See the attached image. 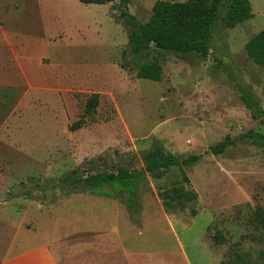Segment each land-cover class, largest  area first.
I'll use <instances>...</instances> for the list:
<instances>
[{
  "label": "rangeland",
  "instance_id": "obj_1",
  "mask_svg": "<svg viewBox=\"0 0 264 264\" xmlns=\"http://www.w3.org/2000/svg\"><path fill=\"white\" fill-rule=\"evenodd\" d=\"M157 1L187 0H0V259L25 246L77 242L65 236L73 209L51 211L60 200L92 193L35 190L28 200V178L44 185L99 156L141 170L144 156L160 146L165 154L202 158L184 167L189 183L178 169L141 183L142 211L127 212L136 229L125 223L126 244L144 254L174 253L169 264H186L179 245L189 264H264V146L253 138L264 134V65L246 50L264 30V0H249L253 18L235 27L224 20L232 0H222L208 57L153 48L144 61L162 66L159 82L122 68L130 60L122 12L145 24ZM94 94L100 105L88 117ZM78 121L84 125L75 130ZM225 140L233 144L223 154L205 153ZM179 187L197 198L164 208L159 194L174 197ZM84 199L73 203L82 208ZM156 259L143 262L162 264Z\"/></svg>",
  "mask_w": 264,
  "mask_h": 264
},
{
  "label": "trees",
  "instance_id": "obj_2",
  "mask_svg": "<svg viewBox=\"0 0 264 264\" xmlns=\"http://www.w3.org/2000/svg\"><path fill=\"white\" fill-rule=\"evenodd\" d=\"M85 5H104L113 3L116 0H78ZM222 0H187L185 2L157 1L147 23H140L135 16L126 9L122 12L129 40L130 60L122 64V68L136 71L140 79H147L159 82L162 78V66L154 61H144L154 49L174 52L177 54L197 53L202 57H208L212 53V28L218 16V9ZM253 18L249 0H232L229 11L225 17L227 27H235ZM248 54L255 61L264 65V30L257 34L246 46ZM242 99L251 111L254 118H261L259 109L246 90L242 89ZM100 105V97L92 95L86 102L85 115L93 117ZM264 125V119L261 120ZM84 123H75V130L83 128ZM261 146H264V134L255 135ZM232 140H225L209 147L205 152L218 156L223 154ZM203 155H206V154ZM202 158V155H191L180 158L172 154H165L160 146H157L153 153L144 156V168L130 171L122 163H109V156H99L94 159L85 160L84 164L66 173L63 179L47 182L44 185H34V177L28 178L26 191L23 197L34 199L33 192H47L56 189L72 187L77 193H97L108 197L123 193V204L128 214L141 213L138 203L139 187L142 182L147 181L149 176L159 175L178 169L183 173L184 179H189L184 172V167L192 166ZM101 168V169H100ZM108 188H110L108 190ZM11 194V193H10ZM12 195V194H11ZM174 197L167 194H159L162 205L168 210L175 208L172 203L178 201L181 208L184 207L182 199L193 201L197 198L193 190L179 187L174 192ZM139 226V225H138Z\"/></svg>",
  "mask_w": 264,
  "mask_h": 264
},
{
  "label": "crops",
  "instance_id": "obj_3",
  "mask_svg": "<svg viewBox=\"0 0 264 264\" xmlns=\"http://www.w3.org/2000/svg\"><path fill=\"white\" fill-rule=\"evenodd\" d=\"M2 11L3 6H0V12ZM82 198H85V201L82 202L85 204L78 209L77 204L75 205L73 202ZM117 199L115 196L92 194L72 195L67 200H60L57 205H54L51 212H55L58 208L62 210V207L66 205L73 209L72 212L69 209L72 214L69 220H71L73 228L65 236L78 237L76 238L77 242L64 244L51 241L40 246H25L24 252L0 259V264H144V259L153 260L155 257L157 258L155 261L161 260L162 264H169L167 262L170 255H174V253L151 252L144 254L135 247L126 244L125 223L127 222L132 230L136 228L127 221L128 211ZM149 213L150 211H146V214ZM163 213L166 214L164 211ZM147 218L146 216L145 219ZM179 248L184 262L189 264L183 255L182 245H179Z\"/></svg>",
  "mask_w": 264,
  "mask_h": 264
}]
</instances>
